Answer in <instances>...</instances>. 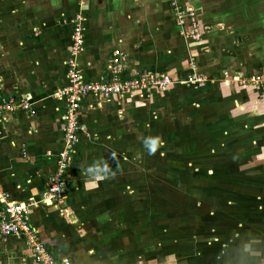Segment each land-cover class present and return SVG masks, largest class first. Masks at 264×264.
<instances>
[{"label":"crops","instance_id":"obj_1","mask_svg":"<svg viewBox=\"0 0 264 264\" xmlns=\"http://www.w3.org/2000/svg\"><path fill=\"white\" fill-rule=\"evenodd\" d=\"M17 1L0 0V93L29 99L32 106L30 112L0 115V190L10 202L34 203L30 224L55 259L71 264H135L136 259L124 252L119 237L116 221L127 205L117 195L116 181L106 194L87 187L79 190L71 184H78L85 176L95 178V182H101L99 188L103 187V178L108 179L107 172L111 171L107 169L105 174V165L115 167L123 162L114 154L120 141L115 136L121 135L127 111H143L140 105L149 104L159 95L163 102H172L178 112L186 111L185 116L191 119L208 107L207 118L218 130L210 136L217 134L220 138L208 146L212 154L208 160L212 158V165L218 164L222 154L236 173L229 175L238 183L226 193V220H217L222 225L219 228H208L212 234L200 238L203 246L197 256L202 257L207 248L209 252L215 250L205 255L210 256V263L264 264V96L260 87L243 85L253 77L264 78V67L251 71L248 60L239 63L240 55L235 52L241 44L240 35L236 36L239 31L228 32L222 24L224 15L218 11L229 3L201 2V6L178 0L199 14L203 38L194 43L180 37L168 0H81L80 4ZM59 3L65 7L61 13L56 9ZM74 5L75 12L68 9ZM231 5L232 15L251 9L249 2ZM78 17L84 26L85 48L77 64L85 81L108 80L112 52L119 50L127 56L130 77L151 73L167 76L172 84L164 91L150 88L128 99L82 98L79 123L88 133L93 128L94 134L106 136L100 137L106 141L102 147L109 150L108 156L88 159L100 152H91L97 148L85 145L83 136H89L86 132L80 135L76 148L79 155L84 151L85 161L78 155L65 172L70 200L66 194L61 203L48 204L47 184L59 168L68 109V102L56 95L68 83L66 62L71 55L73 21ZM193 75L203 77L204 82L185 84ZM221 119L224 122L218 123ZM165 143L168 145L167 139ZM206 175L211 177L213 170L208 169ZM90 193L101 198V206L84 209L75 205V196L85 201ZM87 217L89 221L83 225L81 219ZM105 227L111 231L110 244ZM0 264L37 263L24 240L10 237L0 238Z\"/></svg>","mask_w":264,"mask_h":264},{"label":"rangeland","instance_id":"obj_2","mask_svg":"<svg viewBox=\"0 0 264 264\" xmlns=\"http://www.w3.org/2000/svg\"><path fill=\"white\" fill-rule=\"evenodd\" d=\"M34 1L73 2V4H80L81 2V0ZM241 1L249 2L251 9L248 12L240 10L232 15L230 13L233 10L231 2ZM241 1L188 0V2H195L200 5L201 2H221L220 5L223 6L229 3L227 8L224 7L222 11L218 9L224 15L222 24L227 26L228 32L230 30L236 31V33L240 32L236 36L240 35L241 44H239V49H235L237 50L235 51L236 54H239L241 58L239 63L243 64L246 59L248 60V68L251 71H255V69L258 71L264 67V0ZM13 2L18 1L13 0ZM167 2H169L173 13L171 18L179 30L175 22V13L171 8L173 0ZM72 8L75 12L76 5L68 9ZM56 9L58 13H61L65 7L59 3ZM231 16L234 18L232 22H229ZM179 35L185 42H190L182 37L180 31ZM228 44L229 42L227 46ZM223 79L225 80V78ZM180 86L183 85L180 84ZM130 105L133 106V104L128 106ZM174 106L172 102L168 100L163 102L162 96L160 98L159 95H156L149 104L140 105L143 111H138L135 114H133L134 111L132 112L133 109L127 111L129 116L126 115L122 121L123 126L121 128L123 130H119L121 135L115 136L120 141L116 145L118 149L116 148L117 151L114 154L123 162H119L115 167L105 165V174L107 169L111 171L107 172L108 179L103 178L105 182L102 188H99L101 182H95V178L85 179V176L78 184L74 182L71 185L76 186L75 188L79 190L84 189L81 187H87L94 192L98 190L97 194L103 190L106 194L112 190L114 180L116 181L117 195L121 196L120 200L127 205L124 206V209L121 208L123 213L116 221L119 237L125 250L123 251L136 259L135 264H219L218 261L217 263L214 261L210 263V256L208 257L209 254L215 253V250L209 252L206 248L202 252L204 253L202 257L197 256L200 246H203L199 241L200 238H206L212 234L208 228L222 226L217 220H226L223 219L226 211H228L225 209L228 203L226 193H230L233 186H237L238 182L232 181L231 178L236 173H232L231 164L227 166L228 161L223 159L222 154L220 155L222 160L218 164L212 165V158L208 160V156L211 154L208 151V146L211 145V142L214 143L215 140L220 139L217 138V134L210 136L212 132L218 130L215 129L213 120L211 123V120L207 118L208 107L201 115L200 113L191 115L193 118L191 119L188 114L185 116L186 111L184 113L178 112ZM219 121L217 120L218 123L224 122L222 119ZM85 132L89 135L88 137L83 136L87 139L85 145L97 148L96 151L91 152H100L98 156L89 155L88 159L92 160L101 155L107 157L109 150L102 147L106 141L100 137L106 139V136L100 133L94 134L93 128L90 129V133L85 128L80 135L85 134ZM165 139L168 140V145L167 143L162 144ZM78 143L74 147L72 159L66 171L79 159L77 156L80 153L76 148ZM163 153H165V157L166 155L168 157L165 158ZM79 156L81 160L85 161L84 151ZM208 169L213 170L211 177L206 175ZM217 176L219 178L215 181ZM69 186L67 188L71 191ZM107 187L111 188L106 189ZM66 194L69 199L70 195ZM97 194H88L85 201L75 196V205L84 209L86 207L94 209L101 203L99 201H102L101 198L97 197ZM194 207L196 208L194 209ZM216 212L217 214L213 215ZM88 216L91 217V215ZM88 221V217L81 219L83 225H86ZM104 235L109 238L108 243L110 244L112 241L111 231H107L106 228ZM219 246L217 247L220 248ZM206 253L208 255L205 257ZM129 264H134V262Z\"/></svg>","mask_w":264,"mask_h":264},{"label":"built area","instance_id":"obj_3","mask_svg":"<svg viewBox=\"0 0 264 264\" xmlns=\"http://www.w3.org/2000/svg\"><path fill=\"white\" fill-rule=\"evenodd\" d=\"M175 13V22L180 34L185 40L199 43L203 38L199 14L196 10L185 8L177 0L171 2ZM84 26L80 17L73 21V35L71 55L67 60V86L56 95L57 98L68 102L66 115L64 150L59 155L58 171L50 178L45 194L46 201L50 204H59L65 199L68 192V183L65 176L66 168L70 164L74 147L79 141V136L84 128L78 120V111L82 98L93 96L102 99H123L139 91L150 88L166 90L172 81L167 76L154 74H128L127 56L117 50L110 60V78L105 81L87 82L81 76L77 58L84 51ZM204 78L193 75L185 84L193 85L203 83ZM243 85L260 87L264 96V78L253 77L244 81ZM29 99H15L0 93V115L17 111L30 112ZM34 203H13L7 199L6 194L0 190V238L6 240L10 237L22 239L30 250L37 264H71L68 261L59 262L40 240L38 233L31 226L29 214Z\"/></svg>","mask_w":264,"mask_h":264},{"label":"bare ground","instance_id":"obj_4","mask_svg":"<svg viewBox=\"0 0 264 264\" xmlns=\"http://www.w3.org/2000/svg\"><path fill=\"white\" fill-rule=\"evenodd\" d=\"M50 204V203H49Z\"/></svg>","mask_w":264,"mask_h":264},{"label":"trees","instance_id":"obj_5","mask_svg":"<svg viewBox=\"0 0 264 264\" xmlns=\"http://www.w3.org/2000/svg\"><path fill=\"white\" fill-rule=\"evenodd\" d=\"M201 26V25H200Z\"/></svg>","mask_w":264,"mask_h":264}]
</instances>
